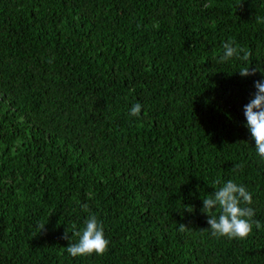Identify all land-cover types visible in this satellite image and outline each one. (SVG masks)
<instances>
[{
	"label": "trees",
	"instance_id": "1",
	"mask_svg": "<svg viewBox=\"0 0 264 264\" xmlns=\"http://www.w3.org/2000/svg\"><path fill=\"white\" fill-rule=\"evenodd\" d=\"M230 39L249 61L217 62ZM244 67L264 72V0H0V264H264ZM227 180L262 225L243 240L201 230ZM89 215L108 250L72 257Z\"/></svg>",
	"mask_w": 264,
	"mask_h": 264
},
{
	"label": "clouds",
	"instance_id": "2",
	"mask_svg": "<svg viewBox=\"0 0 264 264\" xmlns=\"http://www.w3.org/2000/svg\"><path fill=\"white\" fill-rule=\"evenodd\" d=\"M207 6V5H205ZM223 53L218 58V63L230 61L234 57L242 61H249L251 53L235 45L234 40H227L222 44ZM242 54V55H241ZM257 68L244 67L238 71L241 77L255 76ZM261 72V71H260ZM264 75V72H261ZM256 91L252 94L250 101L244 106L243 112L246 118V127L248 128L252 140L255 142L257 154L264 159V79L255 81ZM142 105L134 104L129 114L133 117L141 115ZM243 165L235 164L233 171L242 169ZM213 186L216 190L213 194L202 196L203 207L201 212L207 216V224L210 226L207 230L213 237L228 239H246L253 230V224L257 229L262 227L261 222L254 220L255 209L251 207L253 196L243 184H237L233 180H227L222 185L220 181L215 182ZM85 211H88L87 204L82 205ZM184 211L193 212L191 205H185ZM46 225H39L45 230ZM189 227L183 223L179 224V231L184 232ZM72 236L78 237V240L71 242ZM69 240L66 247L67 253L72 257L86 255H103L108 250L109 240L105 237L102 223L95 215H89L84 222V227L69 236L68 228L63 237Z\"/></svg>",
	"mask_w": 264,
	"mask_h": 264
}]
</instances>
